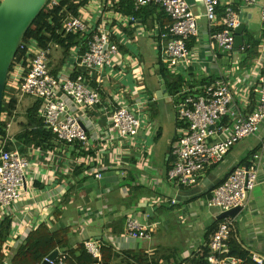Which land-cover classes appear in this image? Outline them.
<instances>
[{"label":"built area","instance_id":"1","mask_svg":"<svg viewBox=\"0 0 264 264\" xmlns=\"http://www.w3.org/2000/svg\"><path fill=\"white\" fill-rule=\"evenodd\" d=\"M59 1L50 0L46 11L58 6ZM119 2L91 0L79 8V16L74 17L70 13L65 17L57 35L64 40L80 36L84 41L72 46L70 63H65L62 72L56 75L50 71V54L59 44L52 42L45 49L30 38L21 43L19 52H25V58L21 63L14 62L16 66L20 65L21 71L15 80L8 78L7 85L17 88L14 95L4 98L6 107L13 97L19 98L18 95L40 100L45 128L55 135L57 144L78 145L82 150H88L89 126L96 131L97 125L109 129L104 137L96 132L99 141H107L117 150L127 149L123 141L140 137L147 124L141 116L142 108L146 102L156 101L157 97L150 99L139 90L136 73L125 71L132 64L129 61L132 54L123 55L121 49L135 44L144 31L149 32L155 44L159 43L160 61L175 77L188 75L191 69L201 64L212 66L217 63L220 49L235 52L236 30L243 8L261 7L260 31L264 36V0H134L136 14L146 7L164 9L173 22L165 29L160 25L154 26L150 21L145 24L136 15L116 11L114 7ZM202 20L206 23L204 34L208 37V50L213 59L205 58L202 53L204 46L197 47ZM137 47L134 49L137 50ZM247 48L250 49V44L246 43L240 51L244 52ZM134 49L133 52H137ZM115 72L125 78L131 75L136 82L133 87L127 85L128 88L117 96L121 100L116 102L107 95L105 88L108 77ZM233 88L232 80L217 79L195 87L183 85L180 92L171 97L175 101L176 119L184 127L170 142L169 182L183 190L199 187L208 171H216L234 146L261 133L264 125V74L258 76L249 91L256 104L247 115L240 112ZM131 92H134L135 98L133 102H128L127 93ZM7 115L2 112L1 121ZM99 117L104 121L99 123ZM21 148L22 144L16 141L8 150L5 142L0 144V222L6 218L13 221L6 244L8 253L30 231L38 228L29 217L33 210L25 204L29 199L27 176L41 166L31 161L32 152L35 151L45 161L51 158L55 162L59 160V156L55 155L58 150L42 151L32 147L28 154H23ZM263 156L264 144L251 162L231 170L212 189L205 200V207L214 213L216 220L223 213L246 206L249 195L259 183ZM95 176L97 180L103 178L102 173ZM46 203L50 205L49 201ZM175 203L177 201L173 200ZM236 222V218L220 221L209 243V264L244 263L243 259L231 256L230 252ZM150 230L151 225H145L137 218L129 217L127 220V233L134 240H150ZM85 246L95 259L101 260L102 244L99 241H88ZM250 257L256 264H264V258L258 253L252 252ZM70 258L68 251L57 249L37 264H69Z\"/></svg>","mask_w":264,"mask_h":264},{"label":"crops","instance_id":"2","mask_svg":"<svg viewBox=\"0 0 264 264\" xmlns=\"http://www.w3.org/2000/svg\"><path fill=\"white\" fill-rule=\"evenodd\" d=\"M263 38L259 40L260 42L256 41L258 42L256 53L252 57L254 63L233 60L232 63H213L212 66L208 65L209 63L201 64L200 67L191 69L188 75H180L176 79H183L186 87L187 85L195 87L217 79L232 80L235 102L240 112L247 115L254 110L256 104L255 97L250 95L249 91L258 76L264 74ZM245 41L247 44L250 43L247 39ZM135 47L137 44H132L129 48L123 46L121 52L123 55H129L130 50L133 51ZM251 49L252 45L244 52ZM239 52L241 51H235L234 54ZM139 57L144 62L143 57L140 55ZM118 62L120 63L119 59ZM154 64L148 67V70L154 68ZM67 69L69 72V67ZM62 70L52 73L56 75ZM20 71V65L12 66L8 78L15 80ZM156 78L158 80L157 76ZM158 84L147 85L151 91H148L149 94L153 95L152 98L160 86ZM127 85L131 87L136 85L131 75L125 78L115 72L107 79L106 93L115 99V102L119 101L121 99L117 96L128 88ZM139 90L144 92L145 89L139 86ZM14 92L15 89L7 85L4 98L14 95ZM18 99L21 107L27 101V98L20 96ZM33 103L32 100L31 105H25L31 108ZM173 109L168 120L170 128L168 139H162L164 126L159 120L156 121L153 132L145 127L139 138L122 142L127 149L117 150L107 141H99V134L96 132L102 133L104 137L109 133V129L97 125L96 131L89 126L88 150H82L78 145H64V150L59 149L55 152V155L59 156L57 162L53 158L45 161L33 153L31 161L41 166L27 176L29 199L25 204L33 210L29 215L31 221L37 223L38 227L48 224L52 228H70L74 248L88 241H99L102 248L112 247L116 258L111 257L110 264H168L169 260L171 263L183 261V264H190L191 259L209 247L207 236L217 220L214 213L205 207V200L209 194L202 197L199 193L192 195L190 192L198 187L183 190L167 179L170 142L178 134V130L184 127V124L176 119L175 105ZM24 114L18 110L10 120L9 141L15 142V137L22 131ZM99 118L101 119L99 123L104 121V118ZM15 125L19 128L15 129ZM254 137L256 144L246 150L245 158L237 157L232 150L224 163L211 174L222 169V173L220 171L216 175L223 179L222 176L228 170L251 162L264 144V125L261 133ZM96 173H102L103 178L97 180ZM207 177L208 174L204 180ZM204 180L199 186L202 191L205 190ZM173 200L177 203L173 204ZM47 201L50 205H47ZM164 206H168L171 214L163 213L160 217L157 216ZM129 217L137 218L145 225H151L150 240H134L129 237L127 233ZM236 220L235 238L240 247L249 254L256 252L264 258V156L261 159L259 183L249 195L242 219ZM176 253L179 254L178 257ZM101 261L102 258L95 264H101ZM102 264L107 262L103 261Z\"/></svg>","mask_w":264,"mask_h":264},{"label":"trees","instance_id":"3","mask_svg":"<svg viewBox=\"0 0 264 264\" xmlns=\"http://www.w3.org/2000/svg\"><path fill=\"white\" fill-rule=\"evenodd\" d=\"M91 0H60L58 6L50 8L47 13L44 11L38 17L32 28L27 33L26 38L37 42L41 48H48L52 42L59 44V47L64 48L66 51H70L72 46L76 42L84 41L80 36H71L67 40L57 35V31L60 30L62 22L70 13L77 17L79 16V8L90 3ZM114 9L126 15H136L145 24L152 22L154 26L160 25L162 29L172 25V20L167 16L164 9L157 6L153 8H144L137 14L134 9V0H120L115 5ZM44 14V17H41ZM46 14V15H45ZM42 18V19H41ZM254 46H252L253 48ZM256 44L253 50H249L248 53L254 55L256 53ZM248 50V48H247ZM25 58V52L20 51L17 54L16 62H21ZM158 67V75H162L166 82L169 95L173 97L183 88V79H176V77L162 65L159 60L154 64V68ZM204 84V83H202ZM19 99L15 96L6 107V99L4 101L3 114L8 113L7 118L0 123V144L6 143V150L12 146V142L8 138V125L10 120L18 112ZM42 102L35 100L32 107L29 108L22 117L25 119L21 123L22 131L15 137L16 143L22 144L20 149L23 154H28L30 148L36 150H49L56 151L63 149L64 145H58L57 139L54 134L49 132L44 125V119L41 115ZM19 115V114H18ZM17 117L19 118V116ZM21 116V115H20ZM59 146V147H58ZM36 152L33 151L32 154ZM170 165V162H169ZM170 170V166L168 171ZM167 171V174H168ZM211 174V170L208 171V176ZM210 194V193H209ZM209 196V195H207ZM12 219L6 218L0 222V264H37L43 261L44 258L50 256L55 250L61 249L68 251L71 255L69 264H95L98 263L87 250L84 243L78 244L76 248L73 247L71 240V229L68 227L52 228L48 224L40 225L36 230L30 231L25 238L21 239L19 245L15 249H6V244L11 233ZM220 221H216L210 228L209 237L217 230ZM208 243V244H209ZM231 256L241 258L244 260L243 264H256L252 261L250 254L244 251L238 244L235 235H233L230 241ZM80 254V256H78ZM209 248H205L202 254L196 255L191 259L190 264H209L208 262ZM111 257L114 256V249L112 247L102 248V262L110 264ZM172 262V261H171ZM168 264H183L184 262Z\"/></svg>","mask_w":264,"mask_h":264},{"label":"rangeland","instance_id":"4","mask_svg":"<svg viewBox=\"0 0 264 264\" xmlns=\"http://www.w3.org/2000/svg\"><path fill=\"white\" fill-rule=\"evenodd\" d=\"M46 9H47V6L45 8V12L47 13V11L49 9L47 11H46ZM41 17H44V14ZM205 28H206L205 21L204 20L200 21L199 29H200L201 37L197 41V47L199 48V47L204 46V49H202V53H204L205 58H207V59L212 58L213 59L212 54H210V52L208 50V37L204 34ZM151 29H153V27ZM246 33H245L246 34L245 39H247L250 42L249 43L250 45L254 46L251 50H253L255 48V44L258 43L256 41H259L262 37H264L261 34L260 27L251 28L250 30H247ZM26 37H27V35L24 37L22 42L25 41ZM153 41L154 40L149 37V32L144 31L143 36H140V38L135 41V44H137V46H138L137 52L139 53V55L141 57H143L144 62H141L143 60L138 56L137 52H133L132 50H130L132 57L129 58V61L132 64H130L129 67L125 68V71L132 70L137 74V82L140 83V85H139L140 88L145 89L144 95L146 97H151V98L153 97V95L151 93L149 94V92H151V91L148 90L147 85H149L150 83L157 85L158 80H157L156 76L152 75L151 69L148 70V67H150L151 65H153V63H156L160 60V55L158 54V51L160 48L159 43L157 42L155 44ZM248 52L249 51H247L246 53L243 51L239 52L242 54V56H243L242 57V56H240L239 53L234 54V53L226 52V51H223L222 49H220L218 51L219 58L217 60V63L218 64L219 63H232L231 59L240 60V58L242 60H244L245 63H254V61H252V57H253L252 53H248ZM245 56H246V59H245ZM248 56H250V58H248ZM70 59H71V57H70L69 52H67L64 48L57 47V48L52 49L51 54H50V71L54 72V71H58L59 69H63L66 62L70 63ZM14 65H15V63H13L12 66H14ZM236 72H238V71H236ZM16 88L17 87H14V89H16ZM133 95H134V92L127 93L128 102L134 101L133 98H135V97ZM19 96L21 97V95H19ZM24 98H27L26 99L27 101L25 102V104H28V105H31L32 100L33 101L37 100L36 98L30 97V96H26ZM21 99H23V98H21ZM175 100H178V99L175 98ZM174 103H175L174 100H172L171 102H167L166 100L165 101L164 100L149 101L148 103L146 102L142 108L141 116L147 122L145 127H148L153 132L155 130L154 125L156 124V121L160 120L163 123L164 130H163L162 139H168L170 136L169 135L170 128L168 126V120L170 119V116H171L172 112L174 111V109H173ZM25 104L23 105V103H22V105L24 107L23 106L21 107V105H19V107H18V110L21 112V114L26 113L27 108H29V107H26ZM20 107H21V109H19ZM157 125L159 126V124H157ZM14 127H15V129L19 128L18 125H15ZM145 127H144V129H145ZM255 144H256L255 137L254 136L248 137V138L244 139L243 141H241L236 146H234L232 153L235 154L237 157L243 159L247 156L246 150ZM248 154H250V153L248 152ZM144 208L145 207H143V209ZM163 213L169 214V215L171 214L168 206H164V209L159 210L157 216L160 217L161 214H163ZM178 256H179V254L176 253V257H178Z\"/></svg>","mask_w":264,"mask_h":264},{"label":"water","instance_id":"5","mask_svg":"<svg viewBox=\"0 0 264 264\" xmlns=\"http://www.w3.org/2000/svg\"><path fill=\"white\" fill-rule=\"evenodd\" d=\"M49 1L50 0H3L0 3V123L10 69L15 62L22 40L44 11ZM261 13L262 9L259 6L243 8L241 10L240 25L236 30L235 51H240L246 44L244 35L247 30L254 27L261 28ZM158 67L159 66H156L151 69L152 75L158 77L160 85L155 92V96L158 100L171 102L172 99L169 95L164 77L162 75H157ZM230 171L231 170H228L227 173L222 176L224 177L223 179L226 178ZM218 172L222 173V169L215 174L209 175V177L204 180V191L198 187L191 191L190 194L196 195L199 193L201 197L209 194L215 186L223 181L222 178L220 179L217 177L216 174ZM243 209V207H239L223 213L219 215L217 220L222 221L227 218L241 220Z\"/></svg>","mask_w":264,"mask_h":264}]
</instances>
